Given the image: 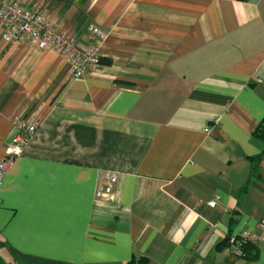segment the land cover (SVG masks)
<instances>
[{
	"label": "crops",
	"instance_id": "1",
	"mask_svg": "<svg viewBox=\"0 0 264 264\" xmlns=\"http://www.w3.org/2000/svg\"><path fill=\"white\" fill-rule=\"evenodd\" d=\"M13 1L106 40L73 80L0 37V160L37 125L0 182V264H264L223 245L264 220V0Z\"/></svg>",
	"mask_w": 264,
	"mask_h": 264
},
{
	"label": "built area",
	"instance_id": "2",
	"mask_svg": "<svg viewBox=\"0 0 264 264\" xmlns=\"http://www.w3.org/2000/svg\"><path fill=\"white\" fill-rule=\"evenodd\" d=\"M88 33L92 43L81 44L77 35L61 30L55 25L43 10H31L13 0H0V37L6 44L28 42L39 49L52 50L57 53L67 65L71 78L79 80L95 70L100 65L102 49L106 40L105 33L97 26H90ZM17 133L5 145L3 157L0 160V182L14 161L23 153L24 146L37 130V125L28 121L14 122ZM117 178L114 174L103 176L96 192L97 198L109 200L112 188ZM218 198L208 203L215 208ZM260 236L254 237L251 232H240L230 236L228 244L232 255L244 258L242 245L254 242L264 245V220L257 224Z\"/></svg>",
	"mask_w": 264,
	"mask_h": 264
},
{
	"label": "trees",
	"instance_id": "3",
	"mask_svg": "<svg viewBox=\"0 0 264 264\" xmlns=\"http://www.w3.org/2000/svg\"><path fill=\"white\" fill-rule=\"evenodd\" d=\"M241 1H248V0H241ZM254 136L264 143V119L261 122L260 126L255 130ZM229 238H230V236H228L223 241V245L225 248H229V244H228ZM257 247H258V245L254 242H247V243L243 244L242 249H241L243 254H244L243 259H249L251 256L250 250H254Z\"/></svg>",
	"mask_w": 264,
	"mask_h": 264
},
{
	"label": "rangeland",
	"instance_id": "4",
	"mask_svg": "<svg viewBox=\"0 0 264 264\" xmlns=\"http://www.w3.org/2000/svg\"><path fill=\"white\" fill-rule=\"evenodd\" d=\"M0 258L3 259L2 255L0 254ZM17 264H40V263H32V262H18Z\"/></svg>",
	"mask_w": 264,
	"mask_h": 264
}]
</instances>
